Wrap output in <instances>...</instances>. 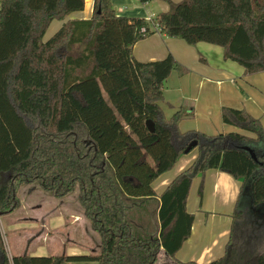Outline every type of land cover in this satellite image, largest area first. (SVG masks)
<instances>
[{
	"label": "trees",
	"instance_id": "16d2710c",
	"mask_svg": "<svg viewBox=\"0 0 264 264\" xmlns=\"http://www.w3.org/2000/svg\"><path fill=\"white\" fill-rule=\"evenodd\" d=\"M160 1L168 10L147 22L117 16L111 0H93L88 20L66 21L43 42L49 24L82 11L84 0H0V218L18 208L22 186L36 185L56 199L77 192L100 240L97 255L9 258L0 231V264H155L161 251L175 259L194 221L186 210L192 180L208 170L241 181L239 197L251 180L253 205H264L259 119L222 107L221 122L243 133L179 132L183 113L166 119L158 102L170 73L186 69L171 55L138 62L132 54L153 26L190 46L222 48L223 59L244 75L264 73V0ZM192 141L196 158L156 196L152 183ZM155 197L157 229L149 237L128 204ZM237 204L223 255L208 264H264V239L254 240Z\"/></svg>",
	"mask_w": 264,
	"mask_h": 264
},
{
	"label": "crops",
	"instance_id": "0c3cea01",
	"mask_svg": "<svg viewBox=\"0 0 264 264\" xmlns=\"http://www.w3.org/2000/svg\"><path fill=\"white\" fill-rule=\"evenodd\" d=\"M171 1L179 2L181 0ZM111 3L117 16L124 17L127 19H143L147 22H151L158 14L164 13L168 10V4L160 0H153L147 4H141L140 2H138V0H111ZM92 10L93 0H84V9L82 11H84L85 13H82V11L72 13L68 15V17L63 22L60 23H54L56 20L52 21L46 29L44 36L51 35L52 33L55 34L60 29L62 24L66 21L88 20L92 15ZM149 30L151 34L148 35L145 39L137 42L132 47L133 57L138 62H152L162 60L167 55H171L181 67L186 69V73H184L183 76L177 74V76H174L173 78L174 85L172 86H176L178 88V91L180 92L181 87L184 88L188 86L189 79L184 78L187 75H194L196 77V84L198 87H201L205 84L212 85L206 87L205 94L208 98H211L209 94L211 89H219L223 82L232 80V77L234 75L242 74L243 76H246L242 72L243 69L240 68V66L235 63L225 61L223 59V49L220 47L209 45L206 43H198L196 45L190 46L181 40L168 38L164 35L159 34L153 26H150ZM149 38L155 40L152 42H145L149 41ZM42 41L45 42L43 38ZM171 75L176 74L171 73L164 83H168L170 77H172ZM185 98L186 96L181 95V97H178L177 101L187 102ZM197 99L198 97H194V100L197 101ZM178 111H181L182 113V109L179 107V109L174 110L173 115ZM194 113H196V111H194ZM211 113L212 108L210 107V105H205V107L203 108L202 115L205 117V120L212 119V122H214L215 113H213L212 115ZM192 115L193 113L187 110L186 113L183 114L182 119L190 118L192 117ZM187 155L188 154H183L171 170L159 176L152 183V188L156 193V196H159L163 192L165 187L180 172H182L194 161L197 153L192 154L190 156ZM197 180L199 182H204L205 187L207 186V188H209L211 191L209 195V200H213V202L212 207L210 208V210L212 211H210L209 214H220L219 211L221 208V204H224L226 207V212H229L230 210L228 211L227 207L232 206V204L234 207L237 201V209L243 213L246 227H248V230L251 231L250 234L253 235L254 240H258V238L264 239V205H253L250 191L251 180H249L244 185L240 197L239 192L241 188V181L233 179L230 175L226 173L217 170H208L202 176H198ZM36 192H38V190L32 188L29 191V195L27 196V198L29 199ZM189 196L190 193L188 194L186 205ZM67 199L68 197L59 200H50L51 202L48 201L50 203L49 206L52 207L55 216L52 220L50 219L51 221L48 222V225L44 223H42L41 225L37 224L38 221L36 217L38 216L39 211L42 210L41 204L32 202V204L28 203V205H23L22 210L24 211V217H28L24 221L25 224L11 222V225L8 226V229L13 232H17L23 229L24 236L28 237L34 234V231H37L41 228L43 230L41 237H43V240L46 239L47 241L50 235H52L53 231L62 228V225H65L66 222H69V230L67 237H69L70 240H68L71 242L70 256H74V254L97 255L99 253V250H97L98 236L90 232L92 230H90V228H88L87 224L85 223V218L83 216L82 211L80 212V210L75 207V202L68 201ZM148 203L151 204V207L154 209V212L156 214L158 205L157 197L151 200H147V204ZM70 205L75 207L76 210H71ZM13 213L14 212L4 217H10V215H12ZM200 230L198 232H200ZM228 233L229 229H221L218 231V233H215V231L211 232V234L208 233L206 234L208 235V239H205V242H203L201 245L198 243L195 244V241L191 240L189 237L183 243L180 250L176 253L175 259L167 257L162 251L160 252L158 258L163 259L170 264H178L179 262H194L196 264H208L209 262L215 259L216 254H219L221 250L224 251V246L228 238ZM60 239L61 238H57L56 240ZM186 242L189 243V247L185 252V250H182V248ZM72 247H77V249H72ZM39 249L41 250V252H46L43 248ZM16 254L18 255L15 256H22L20 255L21 253ZM48 254L49 255L47 256H56L50 255L51 253ZM25 256L38 257L41 255ZM8 257L11 258L13 257V255H8Z\"/></svg>",
	"mask_w": 264,
	"mask_h": 264
},
{
	"label": "rangeland",
	"instance_id": "374dc122",
	"mask_svg": "<svg viewBox=\"0 0 264 264\" xmlns=\"http://www.w3.org/2000/svg\"><path fill=\"white\" fill-rule=\"evenodd\" d=\"M82 13H85L82 11ZM63 21H55L54 23H60ZM51 35H46L43 37L44 41H47ZM155 39L149 38V41L152 42ZM144 44V43H143ZM239 66V65H238ZM241 68V67H240ZM243 72V71H242ZM171 75L168 83H164L163 87V96L162 99L158 102V106L161 110V113L164 118L169 119L174 113V110L182 109V113H186L187 110L193 113L192 117L182 119L179 121L177 127L179 132H199L208 136L217 135V134H225L229 132H241L237 128L230 125H223L220 119V108L228 107L244 110L246 113L251 115L254 118L259 119L262 128L264 130V73H256L251 75L243 76L242 74L234 75L232 80L225 81L222 83L219 89H211L209 94L211 98H208L205 94L206 87L212 86L205 84L201 87H198L196 84V77L194 75H187L184 78H188V86L182 88L181 92L178 91L176 86H172L174 76L181 75L184 73H180L178 70H174L171 72ZM170 73V74H171ZM176 78V77H175ZM170 82V83H169ZM169 84V85H168ZM181 95L186 96L187 102H179L177 101L178 97ZM106 99V96H104ZM194 97H198L197 101L194 100ZM183 99V98H182ZM107 100V99H106ZM205 105L212 108V113H215V120L212 122V119L205 120V117L202 115L203 108ZM200 110V113H199ZM196 111V113H194ZM243 133V132H241ZM245 135H249L245 133ZM253 137V136H252ZM197 153V149L191 150L187 156ZM198 176H196L191 183V187L189 190L190 196L186 205V210L190 214L193 215L194 221L191 228L190 239L195 241V244H202L205 242V239H208V233L215 231L218 233L219 230L224 229L227 230L230 228L231 224V213L233 211V204L228 208L229 212H226V207L224 204H221V208L218 215L209 214L210 208L212 207L213 200H209V195L211 193L210 189L205 187L204 182H199L197 180ZM200 183V184H199ZM201 186V198L198 196V189ZM35 188L38 190L34 195H32L29 199L27 196L29 195V191ZM17 199L19 202V207L14 211L10 217H1L0 218V231L2 235L3 245L7 255H18L16 253H21L20 255H41L47 256L48 253L50 255L56 256H70V244L69 237H67L69 230V222H66L65 225H62L60 229L53 231L52 235H50L49 239L46 241L41 237L43 230L40 228L37 231H34V234L31 236L25 237L23 229L13 232L8 229V226L11 225V222H16L19 224H25L24 221L28 217H24L22 206L27 204H32L35 202L37 204L42 205V210L39 211L37 219V224L41 225L42 223L48 225L55 216L52 207H50V203L48 201L59 200L48 193L42 191L36 185L30 186H22L18 189ZM68 201L75 202V207L82 211L78 201H77V192L68 196ZM50 201V202H51ZM143 206V207H142ZM142 206L129 203L128 204V212L129 216L137 224V226L141 228V225L147 227L146 233L149 237L155 235V230L157 229V221L154 209L151 207V204H142ZM71 210L75 211V207L70 205ZM152 210V211H151ZM197 215V216H196ZM85 218V217H84ZM51 219V220H50ZM85 223L88 228L90 225L88 221L85 219ZM144 229V228H143ZM201 229V230H200ZM91 230V228H90ZM200 230V232H198ZM144 231V230H143ZM96 234L94 231H90ZM91 233V234H92ZM193 236V237H192ZM197 236V237H194ZM57 238H61L60 240H56ZM69 239V240H68ZM226 241V240H224ZM46 242V243H45ZM99 237L97 247L99 248ZM46 244V245H45ZM78 246V245H77ZM48 247V248H45ZM189 247V243H185L182 250H187ZM39 248H43L46 252H41ZM94 248V246H93ZM97 248V250H99ZM72 249H77V247H72ZM19 251V252H18ZM183 252V251H180ZM44 253V254H43ZM160 254V253H159ZM81 254H77L74 256H79ZM223 255V250L216 254L215 259L221 257ZM159 256V255H158ZM181 256V255H180ZM159 259V258H158ZM155 264H170L167 263L163 259H159ZM181 259V258H179ZM214 259V260H215ZM182 261V260H180ZM66 264H93V263H80V262H70Z\"/></svg>",
	"mask_w": 264,
	"mask_h": 264
},
{
	"label": "water",
	"instance_id": "95a60500",
	"mask_svg": "<svg viewBox=\"0 0 264 264\" xmlns=\"http://www.w3.org/2000/svg\"><path fill=\"white\" fill-rule=\"evenodd\" d=\"M146 128L148 129V131L150 133L154 132V127L153 124L150 121H146ZM196 147V141H192L188 144V146L186 147V149L184 150V154H188L193 148ZM252 155V154H251Z\"/></svg>",
	"mask_w": 264,
	"mask_h": 264
},
{
	"label": "built area",
	"instance_id": "2783aa9c",
	"mask_svg": "<svg viewBox=\"0 0 264 264\" xmlns=\"http://www.w3.org/2000/svg\"><path fill=\"white\" fill-rule=\"evenodd\" d=\"M154 29L156 30V28L154 27ZM141 33H143V34H145L146 33V31H145V28H141ZM157 31V30H156Z\"/></svg>",
	"mask_w": 264,
	"mask_h": 264
}]
</instances>
